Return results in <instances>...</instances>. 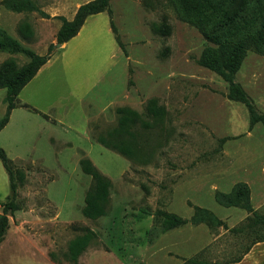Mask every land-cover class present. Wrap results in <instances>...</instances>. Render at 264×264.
<instances>
[{"label": "rangeland", "instance_id": "1", "mask_svg": "<svg viewBox=\"0 0 264 264\" xmlns=\"http://www.w3.org/2000/svg\"><path fill=\"white\" fill-rule=\"evenodd\" d=\"M6 1L0 0V28L51 54L28 88L51 116L18 108L0 130L20 207L9 215L0 264H193L192 258L264 264V241L251 244L254 230H238L252 212L217 198L246 183L250 205L264 214V124L249 129L248 109L227 96L228 82L198 62L212 44L204 33L182 20L170 0H111L126 52L104 26L99 37L83 33L62 51L59 17L73 19L90 0H25L34 8L22 10ZM104 15L111 18L107 10ZM28 60L22 52L0 51V66ZM236 80L264 114V54L248 50ZM5 96L0 87V120ZM118 108L136 114L112 138L120 145L115 150L97 137L119 126ZM83 158L111 181L106 213L94 218L82 211L94 183L82 170ZM9 194L0 160V214ZM194 206L224 224L192 223ZM164 212L187 222L169 227ZM86 233L88 245L71 259L70 242Z\"/></svg>", "mask_w": 264, "mask_h": 264}, {"label": "trees", "instance_id": "2", "mask_svg": "<svg viewBox=\"0 0 264 264\" xmlns=\"http://www.w3.org/2000/svg\"><path fill=\"white\" fill-rule=\"evenodd\" d=\"M177 11L178 16L189 24L198 27L212 44L206 46L198 59V62L219 74L228 82L227 96L235 101L242 102L249 112V129L257 123L264 124V114L257 110L255 103L246 89L236 80V74L240 70L248 50H255L264 54V0H170ZM111 0H90L81 4L73 19L68 20L60 16L62 23L57 31L56 40L64 43L74 37L82 25L92 14L107 10L111 17V26L116 40L126 52L124 44L118 35L117 27L113 20V12L110 8ZM9 6L18 10L34 8L26 4L25 0H7ZM46 14V13H44ZM48 16V15H46ZM30 30L29 27H27ZM0 51L22 52L29 58L22 66H13L4 63L0 66V87L6 89L5 100L7 102L6 113L0 120V130L8 123L12 110L18 106L17 97L22 88L28 84L38 73L40 68L50 59L51 54H40L22 45L3 28H0ZM149 105L153 106L156 99H151ZM25 106H28L25 104ZM119 126L108 135H99L97 140L107 148L120 150V145L113 141L136 114L134 110L118 108ZM0 160L8 174L10 194L6 201L1 203L0 214V243L9 227V215L20 207L16 202L18 184L15 180L13 160L3 148H0ZM82 170L91 175L93 186L87 191L83 214L94 218L106 213V203L109 199L111 181L101 173L89 158L81 160ZM249 187L246 183L239 182L234 185L229 193H218L217 198L225 205H238L249 209L252 214L250 222L245 228L238 230H254L255 235L251 244L264 241V214L254 210L249 202ZM169 221V227H176L187 222L186 219L171 213H163ZM194 224L207 223L215 227L223 221L206 208L194 206V215L190 219ZM237 230V229H236ZM91 238V233L78 236L70 242L69 254L71 259L77 260L80 253L86 248ZM249 248V247H248ZM240 258L238 257L237 260ZM193 264H215V262L190 259Z\"/></svg>", "mask_w": 264, "mask_h": 264}, {"label": "crops", "instance_id": "3", "mask_svg": "<svg viewBox=\"0 0 264 264\" xmlns=\"http://www.w3.org/2000/svg\"><path fill=\"white\" fill-rule=\"evenodd\" d=\"M78 7H77V9H78ZM105 12H106V10L88 16V18L86 19V21L82 25V27L79 30V32L74 37H72L70 40L62 43L60 49L62 51H64V49L66 48L68 42H70L71 40H76V39L80 38L83 35V33L86 34V36H87L88 39H92L94 37H99L100 36V33H99V30L98 29L101 26L107 27L108 31L111 32V29H112V26H111V18L108 19V15L107 16L104 15ZM75 13H76V11H75ZM75 13H74V15H75ZM68 20H70V19H68ZM89 22H90V26L88 25ZM58 29H57V31H58ZM94 32H96V34H93ZM115 39H116V37H115ZM117 44H118V42H117ZM50 62H51V58L40 68V70L38 71V73L41 72L43 70V68H46V66ZM30 83H31V81L28 84H26L22 88V90L20 91V93L18 94V96H20V97H17L18 106L15 107L12 110L10 116L12 117L13 112L16 111L18 108H27V109L35 110V111L39 112L40 114H42L44 118H45V115L51 116L50 114L46 113V111H48L47 109H43L41 107H38L37 104L34 102L35 98L31 95V92H33V91L31 89H28ZM25 104H27L28 106H25Z\"/></svg>", "mask_w": 264, "mask_h": 264}, {"label": "water", "instance_id": "4", "mask_svg": "<svg viewBox=\"0 0 264 264\" xmlns=\"http://www.w3.org/2000/svg\"><path fill=\"white\" fill-rule=\"evenodd\" d=\"M57 44L61 45V43H58V42H57Z\"/></svg>", "mask_w": 264, "mask_h": 264}]
</instances>
